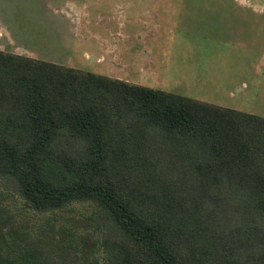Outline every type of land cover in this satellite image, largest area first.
Listing matches in <instances>:
<instances>
[{
	"label": "trees",
	"instance_id": "1",
	"mask_svg": "<svg viewBox=\"0 0 264 264\" xmlns=\"http://www.w3.org/2000/svg\"><path fill=\"white\" fill-rule=\"evenodd\" d=\"M0 180L96 206L102 264H264L263 116L0 49ZM27 230L0 219V264H98Z\"/></svg>",
	"mask_w": 264,
	"mask_h": 264
},
{
	"label": "rangeland",
	"instance_id": "2",
	"mask_svg": "<svg viewBox=\"0 0 264 264\" xmlns=\"http://www.w3.org/2000/svg\"><path fill=\"white\" fill-rule=\"evenodd\" d=\"M0 49L264 117V0H0ZM96 213H36L0 180L1 220L34 237L65 227L102 264Z\"/></svg>",
	"mask_w": 264,
	"mask_h": 264
}]
</instances>
